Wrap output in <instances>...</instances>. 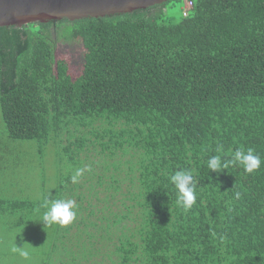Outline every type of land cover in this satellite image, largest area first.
Segmentation results:
<instances>
[{
    "label": "trees",
    "instance_id": "16d2710c",
    "mask_svg": "<svg viewBox=\"0 0 264 264\" xmlns=\"http://www.w3.org/2000/svg\"><path fill=\"white\" fill-rule=\"evenodd\" d=\"M173 2L183 7L169 0L103 18L0 27L8 138L52 143L74 169H92L82 181L95 203L77 200L65 228L78 231L66 240L74 252L48 255L51 264H264V0H187L188 15L177 21L167 15ZM53 36L81 40L75 80L55 59ZM218 144L223 158L254 149L260 169L209 171ZM18 150L0 147V168L18 167ZM180 169L198 182L188 210L169 183ZM35 208L0 197V264L20 258L13 247L26 250L21 231H46Z\"/></svg>",
    "mask_w": 264,
    "mask_h": 264
},
{
    "label": "rangeland",
    "instance_id": "374dc122",
    "mask_svg": "<svg viewBox=\"0 0 264 264\" xmlns=\"http://www.w3.org/2000/svg\"><path fill=\"white\" fill-rule=\"evenodd\" d=\"M166 10L167 15L173 21H177L182 15V7L178 5H169ZM53 45L55 59L67 64L68 75L72 80L78 78L83 71L85 54L81 40H68L62 36H53ZM0 143V147L22 149L18 151L23 154L17 155L19 161L24 160L18 167L7 164L0 168V197L30 200L35 204V209L39 213L43 210L38 207V204L48 193L51 194V198L56 196V198L69 199L74 196L72 199L76 201L77 208H80L77 200L82 202L83 198H90L95 203V189L91 188L90 183L85 184L82 178L77 184L66 180L74 171L72 165L68 164L70 163L68 154L52 143L41 145L36 140H10L6 134L1 113ZM37 147H42L41 154L36 153L35 148ZM58 226H45L46 231H36L35 229L21 231L19 245H22V249L26 248L29 255L25 257L20 254V258H14L12 264H51L48 255H52L57 260H63L73 253L72 248L67 246L66 240L71 238L76 240L78 231L72 230L73 234H70L69 230L65 229L66 226L63 229ZM10 259L12 258L8 257V260ZM5 263H9V261Z\"/></svg>",
    "mask_w": 264,
    "mask_h": 264
},
{
    "label": "clouds",
    "instance_id": "9594fccd",
    "mask_svg": "<svg viewBox=\"0 0 264 264\" xmlns=\"http://www.w3.org/2000/svg\"><path fill=\"white\" fill-rule=\"evenodd\" d=\"M216 155L210 156L207 160L209 171L221 173L229 167L238 166L244 169L247 173H253L260 169L262 160L259 154L252 148H238L231 153L230 158H223V144L216 146ZM85 171L91 172V167H77L70 176L72 184H77L85 174ZM169 183L174 186L176 191V204L185 209H190L196 202L198 182L193 172L189 169H180L170 174ZM236 198H240V193H236ZM38 207L43 210L40 218L46 227L52 225L67 226L76 218V201L74 199L51 198L48 193L40 200ZM12 251H19L22 256L27 257L29 253L26 250H20L16 246Z\"/></svg>",
    "mask_w": 264,
    "mask_h": 264
},
{
    "label": "water",
    "instance_id": "95a60500",
    "mask_svg": "<svg viewBox=\"0 0 264 264\" xmlns=\"http://www.w3.org/2000/svg\"><path fill=\"white\" fill-rule=\"evenodd\" d=\"M169 0H0V27H21L31 23L76 21L132 13ZM183 1V7L191 3ZM170 5L182 4L173 2Z\"/></svg>",
    "mask_w": 264,
    "mask_h": 264
},
{
    "label": "built area",
    "instance_id": "2783aa9c",
    "mask_svg": "<svg viewBox=\"0 0 264 264\" xmlns=\"http://www.w3.org/2000/svg\"><path fill=\"white\" fill-rule=\"evenodd\" d=\"M189 8L182 7L183 17H187Z\"/></svg>",
    "mask_w": 264,
    "mask_h": 264
}]
</instances>
